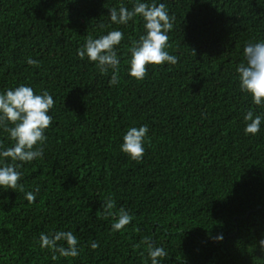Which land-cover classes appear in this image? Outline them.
<instances>
[{"label":"trees","instance_id":"1","mask_svg":"<svg viewBox=\"0 0 264 264\" xmlns=\"http://www.w3.org/2000/svg\"><path fill=\"white\" fill-rule=\"evenodd\" d=\"M135 2L0 0V94L26 85L55 101L43 158L19 169L25 192L0 188V264H151L144 237L167 251L161 264H264V120L244 132L247 111L264 107L235 71L244 45L264 42V0H140L175 17L166 51L178 58L148 65L141 82L128 75V49L144 21L117 25L108 12ZM112 30L124 34L114 86L111 70L77 56L87 37ZM145 124L138 164L120 145ZM0 142V151L13 145L3 129ZM108 196L133 216L122 231L101 216ZM57 231L77 237L78 257L40 248V234Z\"/></svg>","mask_w":264,"mask_h":264},{"label":"clouds","instance_id":"2","mask_svg":"<svg viewBox=\"0 0 264 264\" xmlns=\"http://www.w3.org/2000/svg\"><path fill=\"white\" fill-rule=\"evenodd\" d=\"M108 12L111 23L117 25H127L135 17H140L144 21V34L140 35L138 40L132 41L128 49L130 53L128 75L131 78L141 82L147 76L148 65L160 66L165 63L175 65L178 62L176 56L166 51V48L170 47L168 33L173 30L175 17L169 15L164 3L157 5L155 2L149 4L136 0L131 10L120 4L118 8L108 9ZM123 39L124 34L119 30L109 31L95 39L89 36L77 49V56L81 60L87 58L89 62H94L102 75H107L111 70L109 85H117L120 82L117 46ZM243 56L244 62L235 69L240 91L251 97L253 105L264 107V42H247L243 48ZM27 63L39 66V61L31 58ZM54 105L55 101L46 89L42 90L41 94H35L31 87L20 85L0 94V129H3L13 142L11 147L0 151V188L25 192L23 185L19 183L22 175L19 169L24 163L43 158L44 145L48 139L45 132L52 125L49 111ZM262 120L264 114H255L249 109L244 115V121L247 122L245 134L256 135L260 131ZM147 135L146 124L130 127L123 136L120 151L132 161L141 163L145 155L144 144ZM0 147H3L2 142ZM38 192L39 186H36L33 191L25 193V199L29 203L35 202ZM102 207L101 216L104 219L115 218L111 225L114 232L122 231L133 220V216L124 208H120L118 214L113 211L115 201L111 196L105 199ZM222 238L216 237L217 240ZM60 241L66 242L67 246L58 244ZM38 243L41 249H49L53 253V260L58 258L56 253L65 258H76L80 254L77 247L78 239L71 231L41 233ZM142 243L147 246L151 264H161V260L168 257L165 248L155 246L148 237H144ZM259 243L261 251L264 252V239ZM98 246L97 242L91 244L92 249Z\"/></svg>","mask_w":264,"mask_h":264}]
</instances>
